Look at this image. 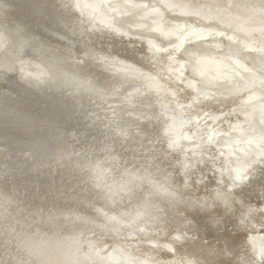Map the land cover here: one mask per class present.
<instances>
[{"label": "clouds", "instance_id": "1", "mask_svg": "<svg viewBox=\"0 0 264 264\" xmlns=\"http://www.w3.org/2000/svg\"><path fill=\"white\" fill-rule=\"evenodd\" d=\"M0 264H264V0H0Z\"/></svg>", "mask_w": 264, "mask_h": 264}, {"label": "bare ground", "instance_id": "2", "mask_svg": "<svg viewBox=\"0 0 264 264\" xmlns=\"http://www.w3.org/2000/svg\"><path fill=\"white\" fill-rule=\"evenodd\" d=\"M84 2L89 3V2H92V0H84ZM86 12L89 17H95L99 22L107 24L106 18L104 20L100 19V17L103 15L101 9L88 8L86 9ZM177 14H182V13H177ZM37 31H38V34L41 35L43 39H47L52 43L59 42V36L62 34L61 29L55 24V22H52L51 24L45 27H40L37 29ZM53 33H56V34L53 35ZM229 33H225L220 30H216L213 33V32L204 31L202 29L196 28V29H190L188 35H192L197 39L213 38V40H215L216 37L224 36L226 37L228 42H238L239 41L240 42L239 45L243 47L246 51H252L256 53L254 49V42L251 39H240L238 36L234 35L232 32H229ZM180 43L183 44V38H181ZM153 46H156L154 42H153ZM206 63L210 65H214L215 70L217 72H223L227 74V72L230 70L229 66L226 65L222 60H207L206 59ZM232 64L235 65L236 68L240 71L245 70V68H247L246 64H244L241 60L236 59V58L233 59Z\"/></svg>", "mask_w": 264, "mask_h": 264}, {"label": "rangeland", "instance_id": "3", "mask_svg": "<svg viewBox=\"0 0 264 264\" xmlns=\"http://www.w3.org/2000/svg\"><path fill=\"white\" fill-rule=\"evenodd\" d=\"M225 33H229V32H225ZM230 34V33H229ZM228 34V35H229ZM208 40H213V38H207ZM215 40L216 41H218V40H220V41H218V42H223V43H229L228 41H227V39H226V37H224V36H219V37H216L215 38ZM238 43H240L239 41H238ZM248 52H250L251 54H253V55H255L256 53H254V52H252V51H248ZM247 66V65H246ZM246 69V68H245ZM241 71H243V70H241Z\"/></svg>", "mask_w": 264, "mask_h": 264}, {"label": "snow or ice", "instance_id": "4", "mask_svg": "<svg viewBox=\"0 0 264 264\" xmlns=\"http://www.w3.org/2000/svg\"><path fill=\"white\" fill-rule=\"evenodd\" d=\"M81 2V0H77V6H79V3Z\"/></svg>", "mask_w": 264, "mask_h": 264}]
</instances>
